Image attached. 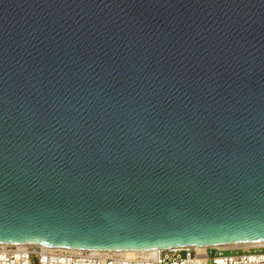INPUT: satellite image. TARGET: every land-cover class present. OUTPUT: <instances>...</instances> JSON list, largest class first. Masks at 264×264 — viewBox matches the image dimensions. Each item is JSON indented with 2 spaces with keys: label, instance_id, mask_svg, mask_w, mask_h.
<instances>
[{
  "label": "water",
  "instance_id": "95a60500",
  "mask_svg": "<svg viewBox=\"0 0 264 264\" xmlns=\"http://www.w3.org/2000/svg\"><path fill=\"white\" fill-rule=\"evenodd\" d=\"M264 240V0H0V243Z\"/></svg>",
  "mask_w": 264,
  "mask_h": 264
},
{
  "label": "built area",
  "instance_id": "2783aa9c",
  "mask_svg": "<svg viewBox=\"0 0 264 264\" xmlns=\"http://www.w3.org/2000/svg\"><path fill=\"white\" fill-rule=\"evenodd\" d=\"M264 264V244L157 247L126 256L113 250H72L43 244H0V264Z\"/></svg>",
  "mask_w": 264,
  "mask_h": 264
},
{
  "label": "bare ground",
  "instance_id": "6f19581e",
  "mask_svg": "<svg viewBox=\"0 0 264 264\" xmlns=\"http://www.w3.org/2000/svg\"><path fill=\"white\" fill-rule=\"evenodd\" d=\"M0 244H12V243H0ZM21 244L26 245L28 243H21ZM258 244H264V240H262V241L233 242V243H225V244H217V245L221 246V247H229V248H235V247L236 248H238V247L248 248L252 245H258ZM197 246H205V245H197ZM63 248H66V247H63ZM68 249L81 250L80 248H68ZM105 251H108V250H105ZM113 251L119 252V253H122L126 256L132 257L135 255H138L139 253H146V252L152 251V249H146V250L131 249V250H113Z\"/></svg>",
  "mask_w": 264,
  "mask_h": 264
},
{
  "label": "snow or ice",
  "instance_id": "6c2138e0",
  "mask_svg": "<svg viewBox=\"0 0 264 264\" xmlns=\"http://www.w3.org/2000/svg\"><path fill=\"white\" fill-rule=\"evenodd\" d=\"M160 264H165V261H163V260H162V261H160Z\"/></svg>",
  "mask_w": 264,
  "mask_h": 264
}]
</instances>
